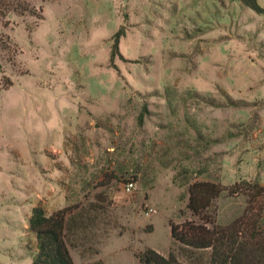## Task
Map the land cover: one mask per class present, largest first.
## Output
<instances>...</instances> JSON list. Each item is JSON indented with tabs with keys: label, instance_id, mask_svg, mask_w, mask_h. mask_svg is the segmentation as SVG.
Returning <instances> with one entry per match:
<instances>
[{
	"label": "rangeland",
	"instance_id": "1",
	"mask_svg": "<svg viewBox=\"0 0 264 264\" xmlns=\"http://www.w3.org/2000/svg\"><path fill=\"white\" fill-rule=\"evenodd\" d=\"M19 2L0 16V264L34 259L39 204L66 208L75 264H151L149 248L208 264L171 223L202 221L196 181L225 187L207 211L222 225L244 214L234 185L264 186V13L239 0Z\"/></svg>",
	"mask_w": 264,
	"mask_h": 264
},
{
	"label": "trees",
	"instance_id": "2",
	"mask_svg": "<svg viewBox=\"0 0 264 264\" xmlns=\"http://www.w3.org/2000/svg\"><path fill=\"white\" fill-rule=\"evenodd\" d=\"M239 1L264 13L259 0ZM19 4V0H0V16L16 11ZM120 36L119 30L115 34L112 57L119 53ZM224 190L222 184L211 181L192 183L188 207L202 221L190 220L181 226L171 223L172 237L188 247L210 249L208 264H264V186L258 179L234 185L232 192L247 196V204L244 214L226 225L217 223L207 212ZM29 226L37 238V253L30 264H75L66 238V208L48 213L42 204L36 205L29 217ZM140 259L151 264H186L173 252L165 256L152 248L140 255Z\"/></svg>",
	"mask_w": 264,
	"mask_h": 264
},
{
	"label": "built area",
	"instance_id": "3",
	"mask_svg": "<svg viewBox=\"0 0 264 264\" xmlns=\"http://www.w3.org/2000/svg\"><path fill=\"white\" fill-rule=\"evenodd\" d=\"M134 186H135V182H134V181H129V182L127 183V187H128V189H132Z\"/></svg>",
	"mask_w": 264,
	"mask_h": 264
}]
</instances>
